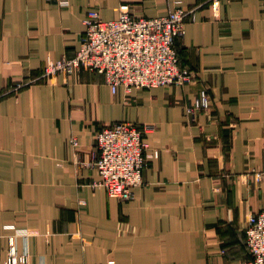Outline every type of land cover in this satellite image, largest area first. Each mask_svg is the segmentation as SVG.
<instances>
[{"label":"crops","instance_id":"obj_1","mask_svg":"<svg viewBox=\"0 0 264 264\" xmlns=\"http://www.w3.org/2000/svg\"><path fill=\"white\" fill-rule=\"evenodd\" d=\"M122 4L193 9L175 42L190 81L113 93L80 69L15 89L76 52L90 8L109 20ZM203 91L209 106L188 111ZM122 120L152 126L130 200L87 164L97 131ZM262 206L264 0H0V264L10 238L25 264H246Z\"/></svg>","mask_w":264,"mask_h":264},{"label":"built area","instance_id":"obj_2","mask_svg":"<svg viewBox=\"0 0 264 264\" xmlns=\"http://www.w3.org/2000/svg\"><path fill=\"white\" fill-rule=\"evenodd\" d=\"M211 2L216 12L219 0ZM192 12L193 9L177 5L167 14L145 17L133 14L127 4H122L118 17L106 20L97 9L90 8L83 19L84 32L76 52L72 56L48 58L40 76L18 82L15 89L57 74L67 76L80 69L102 74L113 93L118 86L130 91L184 84L191 80L192 73L180 66L175 42L184 35L185 23ZM208 106V96L203 91L194 108L188 111L194 113V109ZM151 127L122 120L97 131L96 148L87 163L100 176L93 185L103 187L109 196L119 200L132 199L133 188L143 182L148 148L143 136ZM71 143L76 147L77 138L73 136ZM245 234L250 254L246 264H264V206L249 214ZM21 257L26 259L27 253H19L14 238H10L2 264H25L21 263Z\"/></svg>","mask_w":264,"mask_h":264},{"label":"rangeland","instance_id":"obj_3","mask_svg":"<svg viewBox=\"0 0 264 264\" xmlns=\"http://www.w3.org/2000/svg\"><path fill=\"white\" fill-rule=\"evenodd\" d=\"M211 3H212V2H211ZM191 14H193V12H192Z\"/></svg>","mask_w":264,"mask_h":264}]
</instances>
